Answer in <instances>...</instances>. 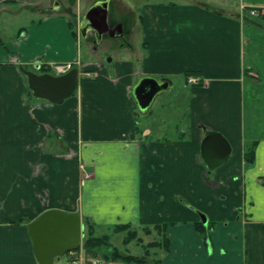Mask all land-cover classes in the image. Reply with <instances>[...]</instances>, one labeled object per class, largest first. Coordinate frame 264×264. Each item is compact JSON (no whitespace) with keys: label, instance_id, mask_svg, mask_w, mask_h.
<instances>
[{"label":"crops","instance_id":"obj_1","mask_svg":"<svg viewBox=\"0 0 264 264\" xmlns=\"http://www.w3.org/2000/svg\"><path fill=\"white\" fill-rule=\"evenodd\" d=\"M111 1L75 0L77 34L63 0H0V11L40 16L14 42L0 43V264H38L27 226L53 209L107 229L170 224L169 250L140 264H264V123L257 117L264 75L256 64L264 19L242 12L264 2L235 0L237 16L211 7L228 0L145 2L131 27L122 22L113 35ZM98 3H107L106 27L93 41L102 45L106 33L124 38L115 49L105 45L103 61L83 58L81 49L88 39L81 22ZM77 60L73 95L53 104L29 94L20 67L50 70ZM189 72L197 84L187 82ZM89 75L95 80L80 82ZM142 76L167 80L168 93L181 88L187 132L176 128L170 137L172 129L151 108L141 128L131 91ZM203 128L231 146L229 159L212 172L200 157ZM252 144L249 163L244 153ZM198 225H212L207 245Z\"/></svg>","mask_w":264,"mask_h":264},{"label":"water","instance_id":"obj_2","mask_svg":"<svg viewBox=\"0 0 264 264\" xmlns=\"http://www.w3.org/2000/svg\"><path fill=\"white\" fill-rule=\"evenodd\" d=\"M107 3L94 5L83 17L80 31L90 28L91 15L102 10L101 24L93 25L95 29L106 27ZM39 65L33 66V71L20 67V72L26 78L27 87L35 99L46 100L57 104L72 94L79 82V71L73 68L66 74L55 76L50 73H38ZM171 84L165 79L152 76L140 77L132 88L135 107L141 116L148 114L157 96L168 92ZM231 146L224 136L218 132L203 128L200 143V157L207 170L212 172L222 166L231 155ZM205 222V218L202 217ZM33 255L38 264H54V261L82 245L84 236L81 216L77 213H66L60 210H47L28 226Z\"/></svg>","mask_w":264,"mask_h":264},{"label":"rangeland","instance_id":"obj_3","mask_svg":"<svg viewBox=\"0 0 264 264\" xmlns=\"http://www.w3.org/2000/svg\"><path fill=\"white\" fill-rule=\"evenodd\" d=\"M63 1L68 6L67 10H65L63 14H65L67 18H69L72 24V28L76 30L77 34H79V30H78L79 28L76 27V24L74 26L75 18L72 13L75 10V8H72L74 7L75 0H63ZM80 1L81 0H76L77 3H79ZM90 1L96 2L98 0H90ZM155 1L181 2L184 0H113L111 1L109 5V20L111 22V24L108 26L109 29H113V30L116 29L117 26L121 24L122 22H125L126 25H129L131 27V24L134 21V18L136 19L139 18L140 9L142 5L145 2H155ZM189 1H193V0H189ZM253 1L264 2V0H253ZM211 7L225 15L234 14L235 16H237V14L234 13V10H237L238 8L237 6H235V0H228L226 1V4H224L223 6H211ZM11 9L13 10V12L0 11V41L2 42L1 45L5 44L6 42H14L15 39H17L18 30L21 27H26V25H28L32 19L34 20L36 18L37 20L40 17L37 13H35L36 15H33L27 11L25 12L17 11L16 12L17 8L15 7ZM242 12H244L243 9H242ZM250 18L264 19V17H250ZM123 39H119V38L111 39L110 33L108 34L106 33L105 40L102 42V45H100V48H105V51L101 52L99 55L90 53V44H93V42L95 41L92 37H88V39L86 40H81L82 41L81 49H82L83 58L86 57V55H88L89 53L92 56L91 58H93L95 61H103L108 55L107 52L109 51L108 49L106 50V46L111 45L112 46L111 48L113 49L116 46V44H118V42L124 41ZM131 41L132 43L135 44V46H138L137 39L134 38V40L131 39ZM261 50L263 52L258 55L256 64L259 66V68H261L260 69L262 73L261 75H264V72H263L264 69H262L264 68V47H262ZM80 68H81V65L79 67V71H80ZM25 69L29 71H33V66L26 67ZM38 73H42V71ZM182 93L183 91L181 90V88L176 87L172 92H169V93L165 92L157 96L151 107V112L153 114V117L158 118L159 121H162L163 123H165V126L167 128L172 129V134L170 135V137L172 138H175L178 135L176 128L178 129L181 128L184 130V132H187L186 130L188 127L187 126L188 125V113L186 110L187 101L184 99ZM180 96H182L183 99ZM149 116L140 115L138 120H140L139 125L141 126V128H145V129L147 128L149 124L148 122ZM261 116H262V121L264 123V110L262 113L257 115L258 118ZM89 222L91 221L89 220ZM149 227H152V226H149ZM83 232H85L84 226H83ZM136 232H137V237L140 239L139 243H135V241H132L128 245H124L122 243V240L126 236V232L113 233L111 229H107L104 227H96V235L109 234L111 237V246L117 247L121 253L132 254L136 256H143L146 259H149L151 261L158 260L161 257V254L165 252V250L162 248H155V247L147 246V244L148 243L151 244L154 241L160 242L161 236L152 230L149 234H146L144 231L137 228ZM78 250L83 251L82 247H79ZM104 254H106V251L103 250L99 252L98 254H96L95 256L93 254V258H95L94 260H96L97 262L102 261V264H103V262L109 261V259L104 258ZM67 255L56 259L54 263L55 264H72L70 261V258L67 257ZM113 262L115 263H111V264H127L122 261H113ZM80 264H91V263L89 262V260H84L80 262Z\"/></svg>","mask_w":264,"mask_h":264},{"label":"trees","instance_id":"obj_4","mask_svg":"<svg viewBox=\"0 0 264 264\" xmlns=\"http://www.w3.org/2000/svg\"><path fill=\"white\" fill-rule=\"evenodd\" d=\"M248 7H244L243 10H247ZM72 25V24H71ZM0 43L2 44V42L0 41ZM22 68H26V67H22ZM42 71L44 73V71H48V68H42ZM195 72H189L186 75L190 76V75H194ZM95 80V78H80V82L83 81H93ZM77 87L74 89V91L72 92V95L75 93ZM29 94L31 95V92L28 91ZM137 115V114H136ZM254 147L255 144H252L250 147H248L245 150L244 153V160L246 162H252L253 161V157H254ZM262 183L264 184V178ZM24 222V218L14 221L12 222V225H20L21 223ZM83 226L85 228V232H84V236H83V240H82V249L83 252L88 255V254H98L101 251H106V254H104V258L109 259V261H122L124 263H144L145 261H147V259L143 256H136V255H132V254H123L120 252V250L117 247H113L111 246V237L109 234H102V235H96V225H94L93 223L89 222V220L85 219L83 221ZM170 226V224H159V225H154L152 227H137L140 230L144 231L146 234H149L152 231H155L158 235L161 236V241L160 242H152L151 244L148 243L147 246H151V247H155V248H162L165 250V252H167L169 250V240L166 236V229ZM212 225H210L209 227L207 226V228H202L200 225L196 226L197 231L202 234V236L204 237V241L205 243L208 240L209 234H210V227ZM136 227H133L131 225H116L113 226L111 229V231L113 233H120V232H126V236L124 237V239L122 240V243L124 245H128L129 243H131L132 241H135V243H139L140 239L137 237V232H136ZM202 229V230H200ZM207 245V243H206ZM79 248H77L78 250ZM68 254V253H67ZM65 254V255H67ZM64 255V256H65Z\"/></svg>","mask_w":264,"mask_h":264},{"label":"built area","instance_id":"obj_5","mask_svg":"<svg viewBox=\"0 0 264 264\" xmlns=\"http://www.w3.org/2000/svg\"><path fill=\"white\" fill-rule=\"evenodd\" d=\"M246 12H247L249 17H264V5L248 6ZM85 33H86L84 35L85 37L87 35H91L93 37L92 29H87ZM80 40H81V34H80V37H78V41H80ZM103 51H105V48H100V45L97 43H95V44L93 43L90 46V53L91 54H98L99 55ZM79 67H80V64H79L78 60L76 62L56 63L50 67L49 73L52 75H55V76H60V75L66 74L67 72H69L73 68H76L79 70ZM88 77L91 78V77H93V75H89ZM198 81H199L198 78H196L194 76H190L187 78V82L189 84H197ZM80 169H83V167L80 166ZM88 177H89L88 174L83 175L84 179L88 178ZM67 257L70 258V261L72 264H80V262H82L84 260H89V262L91 264H98V263L102 264V261L97 262L96 260H94L95 258H93V254L86 255V254H84V252L82 250H75V251L68 252Z\"/></svg>","mask_w":264,"mask_h":264},{"label":"flooded vegetation","instance_id":"obj_6","mask_svg":"<svg viewBox=\"0 0 264 264\" xmlns=\"http://www.w3.org/2000/svg\"><path fill=\"white\" fill-rule=\"evenodd\" d=\"M102 16V14L101 13H99L97 10L96 11H94L93 12V14L91 15V20L93 21V22H96L97 24H101V17ZM119 30H118V28H116V29H114L113 30V32H112V30H111V32L113 33V35H119L120 33L118 32ZM92 32H93V37L92 38H95L98 34H99V30H92ZM86 34V33H85ZM86 37H89V35H87ZM96 42H94V44H95ZM100 45V44H99ZM40 71H42L41 69L39 70V72ZM43 72V71H42Z\"/></svg>","mask_w":264,"mask_h":264}]
</instances>
